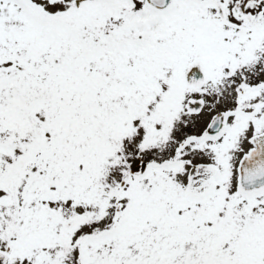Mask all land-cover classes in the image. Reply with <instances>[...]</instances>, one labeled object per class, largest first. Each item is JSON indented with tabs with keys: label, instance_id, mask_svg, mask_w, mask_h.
I'll use <instances>...</instances> for the list:
<instances>
[{
	"label": "snow or ice",
	"instance_id": "1",
	"mask_svg": "<svg viewBox=\"0 0 264 264\" xmlns=\"http://www.w3.org/2000/svg\"><path fill=\"white\" fill-rule=\"evenodd\" d=\"M0 264H264V0H0Z\"/></svg>",
	"mask_w": 264,
	"mask_h": 264
}]
</instances>
